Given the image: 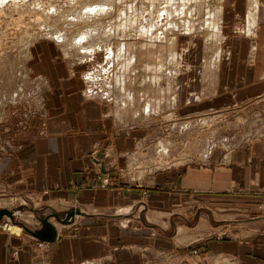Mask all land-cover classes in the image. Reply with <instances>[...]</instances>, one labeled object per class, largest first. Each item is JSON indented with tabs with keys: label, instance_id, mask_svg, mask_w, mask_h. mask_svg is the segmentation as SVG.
<instances>
[{
	"label": "rangeland",
	"instance_id": "1",
	"mask_svg": "<svg viewBox=\"0 0 264 264\" xmlns=\"http://www.w3.org/2000/svg\"><path fill=\"white\" fill-rule=\"evenodd\" d=\"M231 1L237 10L240 0ZM243 1L245 7L248 3L252 10L257 7V0ZM228 3L0 0V158L16 156L18 150L42 133L45 113L54 105L50 90L44 85L49 80L40 75L44 68H57L56 76L65 74V81L79 82L83 99L104 106L103 115L113 120L116 129L124 128L134 132L132 138L136 137L131 152L123 155L128 160L124 167L111 173L108 168L100 173L101 178H83L77 189L80 192L89 186L110 188L118 182L119 174L127 175L131 184L142 188L152 183L158 173L191 165L206 166L216 150L228 153L252 140L264 139V95L234 105L205 106L190 114H181L185 107H169L176 92L181 98L185 96V65L191 63V68H200L204 40L208 42L209 34L217 35L220 8L228 7ZM245 20L246 17L238 19L237 24L231 25L233 36L243 34L240 29ZM227 27L222 18L220 35L224 43L235 38L226 33ZM190 36L198 39L196 53L186 49ZM217 47L206 48V60ZM191 56H195L197 65H192ZM193 75L189 74V81ZM211 93H215L214 88L205 91L204 100L213 96ZM113 100L121 108L118 119L112 115ZM62 103L66 108L65 100ZM49 192H32L0 181V211L11 213L0 217V232L21 236L25 242L30 240L34 264H44L41 249L50 239H39L26 231L43 225L41 220L45 219L56 239V229L58 233L64 228L78 232L79 218L97 215L91 205L79 209L70 200L52 198ZM253 193L237 190L230 199L217 198L220 200L212 203L185 200L157 211L156 218L151 219L154 224L157 221L156 225L147 219L144 224L138 218L131 219L130 228L138 226L143 236L136 239L132 234L126 242H137L143 248L133 251L130 263L136 264V254L143 253L142 264H264V188ZM67 209L72 210L63 216ZM111 212L106 210L104 214ZM150 213L152 216H147L152 218L155 213ZM141 214L145 217V211ZM8 223L18 227L19 233L9 232ZM43 228L38 232L48 226ZM221 248L226 256L214 258ZM120 251L129 253L118 249L115 264L126 256ZM7 256L8 260L16 259V248L8 246Z\"/></svg>",
	"mask_w": 264,
	"mask_h": 264
},
{
	"label": "crops",
	"instance_id": "2",
	"mask_svg": "<svg viewBox=\"0 0 264 264\" xmlns=\"http://www.w3.org/2000/svg\"><path fill=\"white\" fill-rule=\"evenodd\" d=\"M230 1L228 0L229 8H220L217 35L209 34L208 42L204 40L199 64L194 63L195 56L190 57L192 65L198 64L200 68H191V63L185 65V96L179 97L178 91L170 99V108L185 107L181 108V114H190L205 106L217 108L234 105L239 101H250L264 95V0H257L259 3L253 10L250 3L245 7L243 0L237 3L235 10ZM228 14L232 17H227ZM245 17L244 26L240 29L243 34L233 36L230 32L231 25L237 24L236 20H243ZM222 18L228 26L226 33L232 38L235 37L228 38L225 43L220 35ZM191 37L186 49L192 53L195 50L196 53V50H199L198 39ZM212 42L220 46L217 47V44ZM213 47L218 49L206 60L207 49ZM204 64L206 68H203ZM56 69L44 68L40 74L49 80L48 84L44 85L50 90L49 97L54 103L45 113L47 120L41 135L34 136L30 144L18 150L16 156L0 158V181L3 185L25 188L32 192L46 189L54 199L70 200L75 206L78 205L79 209L86 205L96 209L94 212L97 215L79 218L78 232L64 228L58 233L56 229V239L53 228L52 232L48 228L42 232L48 239L54 236V241L47 242L41 249L45 255L44 264H115L118 249L128 250L129 253L120 251L126 256L117 264H132L130 260L133 251L143 246L137 242L128 244L126 237L131 239L133 234L132 237L139 239L143 234L138 226L130 228L131 219L138 218L144 224L143 220L155 219L157 211L168 210L185 200L193 204L197 200L212 203L220 200L217 198L230 199L237 190L248 189L249 193L254 194L253 191L264 188L262 139L258 142L252 140L249 145L228 153L216 150L210 155L211 158L208 157L206 166L191 165L176 171L158 173L154 175L152 183L145 184L142 188L131 184L127 175L119 174L121 177L116 182V187L89 186L84 192L77 191L83 178L88 181L96 175L101 178V174L108 168H111L108 172L111 173L113 170L117 171L118 167H124L128 160L123 155L131 152L134 147L132 141L136 137L132 138L134 132L124 128L116 129L113 120L103 115L104 106L83 99L79 92L82 88L79 82L65 81V74L56 76ZM190 73H195L192 81H189ZM73 74L72 68L71 75ZM211 88L215 89V93H211L213 96L204 100L205 91ZM64 100L66 108L62 106ZM113 115L115 116L114 113ZM71 210L67 209L63 216ZM106 210L112 212L105 215ZM151 210L155 213L154 218L147 216H152ZM143 211L145 217L141 214ZM155 223L157 224V221ZM43 227L41 224L32 232L40 233L38 230H44ZM28 234L33 236L31 232ZM25 241L21 236L16 237L1 231L0 264H34L30 240ZM8 246L16 248V259L8 260ZM217 253L214 258L226 256L222 255V248L221 252ZM136 256V264H142L144 254L138 253Z\"/></svg>",
	"mask_w": 264,
	"mask_h": 264
},
{
	"label": "bare ground",
	"instance_id": "3",
	"mask_svg": "<svg viewBox=\"0 0 264 264\" xmlns=\"http://www.w3.org/2000/svg\"><path fill=\"white\" fill-rule=\"evenodd\" d=\"M253 1V0H252ZM257 2V1H256ZM259 3V2H258ZM256 4V3H255ZM257 5V4H256ZM256 8V7H255ZM254 8V9H255ZM249 10H250V8H249ZM256 10V9H255ZM251 11V10H250ZM248 13H249V11H247ZM255 13H257V12H255ZM160 15V14H159ZM168 16V15H167ZM253 16V15H252ZM161 17V16H160ZM249 17H250V15H249ZM258 18V17H257ZM249 21V20H248ZM253 21H256L257 22V20H253ZM254 23V22H253ZM253 23H252V25H253ZM248 24V23H247ZM248 26H249V24H248ZM252 27V26H251ZM256 27V26H255ZM214 28H217L216 26L214 27ZM252 29V28H251ZM217 30V29H216ZM244 31H245V29H244ZM254 32V31H253ZM247 33V32H246ZM116 99V98H115ZM121 101V100H120ZM113 105L115 106L114 108H113V110H114V114H115V116L116 115H118V114H120V112H119V110L121 109L120 108V105H118V103H116V101H114L113 100ZM150 106V105H149ZM149 106L147 107V110L149 111ZM113 115V114H112ZM116 118H117V116H116ZM6 214L7 216H11V213H10V215H9V213L7 212V211H5V210H3V211H0V217L3 215V214ZM69 216L70 215H72V212H70L69 214H68ZM67 220V219H66ZM42 222H43V226H45V225H47L48 226V229L49 230H51V232H52V228H51V226L47 223V220H41ZM68 221V220H67ZM64 222V221H63ZM68 223V222H67ZM50 226V227H49ZM7 228V230L10 232V231H13L14 233H19V228L18 227H16V226H13V225H9V223L7 224V226H6ZM180 231V230H179ZM28 232H31V234L33 235V236H35V237H37V232H32V231H28ZM181 232V231H180ZM39 235H40V233H38ZM41 235L43 236V237H39V239H44V240H48V237L47 236H45L43 233H41ZM53 238H51L50 239V241L52 240Z\"/></svg>",
	"mask_w": 264,
	"mask_h": 264
},
{
	"label": "water",
	"instance_id": "4",
	"mask_svg": "<svg viewBox=\"0 0 264 264\" xmlns=\"http://www.w3.org/2000/svg\"><path fill=\"white\" fill-rule=\"evenodd\" d=\"M37 237L39 238V237H43L41 234L39 235V234H37Z\"/></svg>",
	"mask_w": 264,
	"mask_h": 264
}]
</instances>
